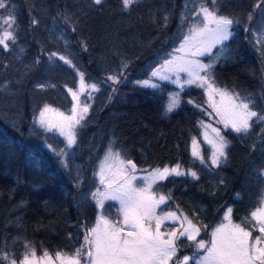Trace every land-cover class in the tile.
<instances>
[{"label": "trees", "instance_id": "1", "mask_svg": "<svg viewBox=\"0 0 264 264\" xmlns=\"http://www.w3.org/2000/svg\"><path fill=\"white\" fill-rule=\"evenodd\" d=\"M182 1L140 0L131 11H122L121 0H102V6L91 7V0H11L19 30L14 50L0 49V84L9 83V90L0 92V251L15 252L20 259L25 241L36 247L38 255L44 249L54 254L69 244L80 245V225L85 217L94 221V205L78 208L74 196L78 197L79 191L89 192L85 182L97 155H102L113 136L119 138L138 168L176 162L189 166L186 145L197 131L199 112L183 99L178 109L165 115V95L134 83L147 77L150 66L159 63L173 41L180 39L175 14ZM261 2L218 0L219 12L238 17L240 23L233 26L228 42L230 59H222L215 69L218 87L251 96L257 110L264 109V60L248 35L259 22L257 5ZM65 12L71 16L76 32L64 22ZM249 13L253 15L250 23ZM32 19L39 23L32 25ZM53 20L56 30L64 31L69 52L74 54L86 82L104 80L120 69L121 59L128 62L122 82L114 86L118 90L110 91L103 84L82 121L84 126L78 130L74 157L83 178L79 190L47 149H43V156L32 150L40 141L28 136L34 109L37 112L45 103L66 109V89L72 88L78 78L76 71L58 58L53 57L54 63L49 61L51 51L65 54L64 41L50 37ZM42 82L52 86L40 89L37 85ZM13 120L23 136L12 129ZM262 129L264 124L257 123L248 137L229 135L227 161L211 172L201 171L198 181L171 176L161 182L166 185L164 192L171 189V203L176 209L190 215L195 211L204 222L213 224L221 205L234 207L237 222L259 206L264 185L257 179L256 169L264 162ZM194 170H199L198 162ZM237 193L239 201H235Z\"/></svg>", "mask_w": 264, "mask_h": 264}, {"label": "snow or ice", "instance_id": "2", "mask_svg": "<svg viewBox=\"0 0 264 264\" xmlns=\"http://www.w3.org/2000/svg\"><path fill=\"white\" fill-rule=\"evenodd\" d=\"M139 2L121 0V10L131 11L133 5ZM188 3L191 4L190 14ZM89 6H102V0H91ZM261 15L264 16V8ZM163 19L166 26L168 16ZM252 19L253 15L249 13L248 22ZM180 20L178 46L174 40L172 51L160 57L158 64L150 66L148 77L134 83L161 93L166 86L175 85L177 90L168 92L163 109L165 115L181 106L182 93L187 94L192 88L201 89L206 97V107L195 104L191 98L187 103L208 117V122L199 119L196 123L200 129L199 137L209 146L210 153L201 151L199 138L192 135L189 166L182 167L180 162H176L138 169L137 164L126 155L119 138L113 136L104 147L103 154L96 157L94 190L79 191L78 197L74 196L78 200V208L94 205V222L85 217L80 225L83 242L79 247L69 244L65 249H57L53 257L46 249L38 255L36 247L25 241V251L20 259L15 252L0 251V261L4 264H264V187L261 188L259 206L238 222L234 219L233 206L218 207L217 212L223 215L214 226L204 222L195 211L190 215L183 210H171V189L164 192L166 185L161 182L171 176L191 177L193 181H198L201 171L211 172L226 162L229 135L234 133L238 137H248L255 124H264V109L257 110L251 96L220 88L216 84V65L222 59H230L227 55L228 42L233 37V26L239 24L240 19L221 14L218 0H187ZM64 22L76 32V26L67 12ZM31 23L37 25L39 21L32 19ZM18 30L15 5L11 0H0V49L3 52L14 50ZM49 31L50 37L56 41L63 40L65 45V54L51 51L48 53L49 61L54 63L53 57H56L76 71L80 78L79 89H67L72 97L70 113L47 103L39 108L38 114L34 109L28 136L40 141V144L33 145L32 150L43 156V149H47L64 174L73 181V187L79 190L83 178L79 166L73 169L72 161L75 146L78 145V130L84 126L82 121H85L91 106L87 101L81 102L80 97L87 93L88 99H92L91 93L100 92L103 85L95 81L86 82L84 73L73 59L74 54L69 52L64 31L56 30L55 20ZM244 31L248 32L249 28L245 26ZM249 42L264 60V21L259 27L251 29ZM81 43L87 50L85 42ZM16 58L21 57L17 55ZM127 66L128 62L121 59L120 69L108 74L106 80L114 86L119 85ZM8 90V82L0 85V92ZM117 90L112 88L113 92ZM10 123L14 131L24 135L17 121ZM197 161L199 170H194ZM256 172L260 184L264 185V179H260L264 177V162ZM220 183L225 182L221 179ZM240 199L237 193L235 201Z\"/></svg>", "mask_w": 264, "mask_h": 264}, {"label": "rangeland", "instance_id": "3", "mask_svg": "<svg viewBox=\"0 0 264 264\" xmlns=\"http://www.w3.org/2000/svg\"><path fill=\"white\" fill-rule=\"evenodd\" d=\"M186 2H187V0H183V1H182L181 9L178 11V13L175 14V18H176V21H177L176 23H177L178 26H179L180 23H181L180 17H181V13H182L183 11H185V5H186ZM258 5H260V6H259V9L257 10V11H258V13H257V17L259 18V22L256 24L255 27H259V25L261 24V22L264 21V16L261 15V9L264 8V0H262V2L259 3ZM188 10H189V14H190V10H191V4H190V3H188ZM178 29H180V28H178ZM248 36L251 38V31H250V33H249ZM180 38H181V37H180ZM176 46H178V42H177ZM172 48H173V47H172ZM172 48L170 49L169 52L172 51ZM214 51H215V50H214ZM205 62H206V60H205ZM157 64H158V63H157ZM148 75H149V74H148ZM147 77H148V76H147ZM147 77H145V78H147ZM145 78H143V79H145ZM79 80H80L79 77L75 80V83H74V85H73V87H72L73 90H78V89H79ZM260 80H262V79H260ZM98 82H100L102 85L104 84L105 86H107V88H109L110 91H111L112 88L114 87V85H112L111 82H110V81H107L106 79H104V80H100V81L98 80ZM87 83H91V82H87ZM0 85H2V83H1ZM38 85H46V87H47V86H48V87H51V86H52V84L49 83V82H42V83H39ZM38 88H39V87H38ZM43 88H45V87H43ZM40 89H42V88H40ZM149 89H150V88H149ZM173 90H177V89H175V85H168V86H166L165 90L162 92V93L165 95V104L167 103L168 92H169V91H173ZM186 91H187V90H186ZM97 94H98V93H91L92 99L89 100L88 97H87V93H86L85 95H82V96L80 97V101H81V102L87 101V103H89V104L91 105L92 102H93V100H94V98L97 96ZM66 95H67V101H68V103L66 104V109L61 110V111L65 112V113H70V110H71V107H72V97L69 95L67 89H66ZM191 95H192V96H191ZM189 98H191V99L194 101L195 104H197V105H202V106L206 107V103H205V102H206V97L203 95V92H202L201 89L192 88V89L190 90V92H187V94H183V93H182V99H184V100H185V99L188 100ZM184 100H183V101H184ZM42 107H43V106H42ZM194 108H195V107H194ZM195 109H197V111L199 112V113H198V120H199V119H203V120H205V122H208V117L205 116V115H203V114L199 111L198 108H195ZM209 111H211V110L209 109ZM37 114H38V111H37ZM229 131H230V130H229ZM199 132H200V129H199V127H198V128H197V131L195 132L194 135H196V136L199 138L200 145H201V151L205 152V154H209V153H210V148H209V146H208L207 144H205V143L203 142L202 137H199ZM190 145H191V139L189 140V142H188L187 145H186V154H187L189 157H191V154H190ZM50 154H51V153H50ZM102 154H103V153H102ZM191 159H192V157H191ZM50 160H54V159L51 158ZM197 162H198V161H197ZM198 163H199V162H198ZM72 167H73V169H75V168L77 167V161L75 160V157L73 158V161H72ZM137 168H138V167H137ZM93 169H94V168H93ZM93 169L91 170L92 172L89 173V175H88V179L86 180L85 185H84V186H86V187L89 189V191L94 190V184H93V180H94V178H93ZM138 169H141V168H138ZM214 169H215V168H213L211 171H213ZM141 174H142V173H141ZM73 176H74V172H73ZM263 179H264V177H263ZM169 203H170L171 210L179 211V210L176 209V207L174 206V204L171 203V201H170ZM161 207H164V206H161ZM222 215H223L222 212L218 213V216H217V218L215 219V220H217V221H215V222H218L219 219L222 217ZM113 216H115V210H113ZM94 219H95V218H94ZM93 222H94V221H93ZM215 222H214L213 224H212V223H210V224H212V225L214 226ZM202 234H203V233H202ZM82 242H83V239H82L81 243H82ZM78 247H79V246H78ZM51 255L54 257L55 253H54V254H51Z\"/></svg>", "mask_w": 264, "mask_h": 264}]
</instances>
